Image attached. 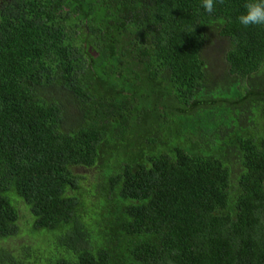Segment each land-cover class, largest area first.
<instances>
[{
  "label": "trees",
  "instance_id": "1",
  "mask_svg": "<svg viewBox=\"0 0 264 264\" xmlns=\"http://www.w3.org/2000/svg\"><path fill=\"white\" fill-rule=\"evenodd\" d=\"M244 3L0 0V264H264V27Z\"/></svg>",
  "mask_w": 264,
  "mask_h": 264
},
{
  "label": "rangeland",
  "instance_id": "2",
  "mask_svg": "<svg viewBox=\"0 0 264 264\" xmlns=\"http://www.w3.org/2000/svg\"><path fill=\"white\" fill-rule=\"evenodd\" d=\"M226 50H227L226 40L224 38H221V37L213 36V40H212L211 44H210V39H209V42L205 48L204 58L208 61H210V59H216L217 60L218 58H220L223 55V53H225ZM217 76H215V77H217ZM169 129L171 130V136L174 138V135L179 130V127L175 123V125H170ZM148 132H149V129H148ZM163 132H167V131H163ZM172 137L170 139V142L173 140ZM164 138H166V137H161V139H164ZM153 140H155V139L153 138ZM158 147L160 148L161 144H158ZM93 170H94V168H90V169L78 168L77 169V171L79 173L86 175L88 177V179H86L83 182L84 184H88L90 182V180H92L93 177H91V176H92ZM16 205H18V207H19V213H20V217L22 220L27 216V210H25L24 205L20 201H17ZM26 238L27 237L24 236L21 239L15 240V244H17V241H25ZM41 239L44 240V237L41 236Z\"/></svg>",
  "mask_w": 264,
  "mask_h": 264
},
{
  "label": "clouds",
  "instance_id": "3",
  "mask_svg": "<svg viewBox=\"0 0 264 264\" xmlns=\"http://www.w3.org/2000/svg\"><path fill=\"white\" fill-rule=\"evenodd\" d=\"M225 0H201V7L208 14L216 11L218 4ZM240 25L244 27H264V0H245L244 12L237 17Z\"/></svg>",
  "mask_w": 264,
  "mask_h": 264
}]
</instances>
